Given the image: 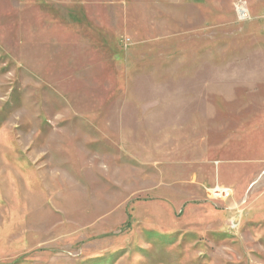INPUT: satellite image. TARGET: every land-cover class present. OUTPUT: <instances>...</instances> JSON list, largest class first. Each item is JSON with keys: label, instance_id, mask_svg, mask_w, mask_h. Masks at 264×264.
<instances>
[{"label": "rangeland", "instance_id": "obj_1", "mask_svg": "<svg viewBox=\"0 0 264 264\" xmlns=\"http://www.w3.org/2000/svg\"><path fill=\"white\" fill-rule=\"evenodd\" d=\"M0 264H264V0H0Z\"/></svg>", "mask_w": 264, "mask_h": 264}]
</instances>
